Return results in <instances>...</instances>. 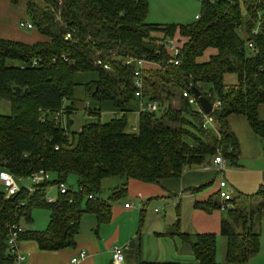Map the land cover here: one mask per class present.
I'll return each mask as SVG.
<instances>
[{"label": "trees", "instance_id": "obj_1", "mask_svg": "<svg viewBox=\"0 0 264 264\" xmlns=\"http://www.w3.org/2000/svg\"><path fill=\"white\" fill-rule=\"evenodd\" d=\"M42 1L43 7L29 0L27 11L45 42L0 40V99L10 107L8 115H0V171L16 177L44 171L52 179L30 198L22 190L6 198L0 186V264H15L6 244L8 226L22 219L28 224L35 208L48 211V224L43 231L25 230L19 242L33 241L47 252L74 247L84 214L100 221L110 216L109 203L98 198L106 178L120 181L108 198L116 202L126 197L130 180L159 184L179 178L186 169L210 166L218 155L236 166L239 148L227 122L231 115L247 119L264 149V121L258 119V108L264 105V0H201L198 19L187 25L147 23L146 0ZM176 32L186 42L181 44L179 65L173 66L161 43ZM208 50L215 54L202 62ZM128 58L157 66L143 71L142 98L157 101L158 108L139 111L136 132L128 130L126 121L127 107L139 101L134 70L124 64ZM98 60L109 69L96 66ZM91 72L97 77L84 85L85 93L99 105L111 104L119 116L102 123L98 110L89 109L91 115L98 112L97 120L79 132L71 130L67 140L54 115L62 112L71 129L75 76ZM186 83L210 103L220 102L212 113L214 129L204 130L200 113L182 98L187 92L198 101ZM64 101L70 106L64 108ZM71 175L77 191L57 194L54 203H47L48 187L67 185ZM223 204L220 235L227 239L225 262L245 264L260 248L264 186ZM195 208L208 214L222 209L218 193ZM166 235L192 252V263L179 264H219L216 235L181 233L178 221Z\"/></svg>", "mask_w": 264, "mask_h": 264}, {"label": "crops", "instance_id": "obj_2", "mask_svg": "<svg viewBox=\"0 0 264 264\" xmlns=\"http://www.w3.org/2000/svg\"><path fill=\"white\" fill-rule=\"evenodd\" d=\"M34 2L41 7L44 5L42 0H34ZM27 4V0L16 2L0 0V40L24 45L46 41L36 30L28 34L16 30L17 19L22 11L24 14V5L26 7ZM154 36L160 37L158 34ZM213 54H215L214 50L206 51L201 61H206ZM156 68V65L146 62L143 71ZM258 119L264 121V105L258 108ZM227 122L238 142L236 166L227 164V169L223 173H219L213 163L204 168L186 169L179 178L162 180L159 184L130 180L124 198L126 201L123 202L120 199L112 205L111 201L105 200L110 205V216L107 220L100 221L90 213L81 217L74 247L57 252H47L39 250L33 241H21L19 250L26 257L25 264H71V259L81 251L86 253V258L77 264H110L114 247L124 249V264L192 263L194 259L189 246L183 244L178 238L166 235L177 221L178 231L181 233L216 235V260L218 259L219 264H227L225 262L227 239L220 235L223 208L226 205L219 200L222 209L208 214L196 209L195 204L205 202L215 196L219 191L220 181L225 182L224 190L231 197L250 196L264 186V149L257 136L252 132L244 116L231 115ZM197 188L200 189L193 191ZM167 200H172V203L166 205L175 209L173 219L166 222L164 218L163 224L151 230L147 225V235H142L141 229L146 225V206L152 202L162 203ZM125 204H131L132 208H124ZM158 212L154 211L155 214H159ZM259 233V252L245 264H264V214L259 222ZM150 239L157 244L160 243L159 239L172 243L174 250L167 244L168 256L165 257L170 261L163 263L158 258L151 262V255L145 256L144 244L146 240L150 243Z\"/></svg>", "mask_w": 264, "mask_h": 264}, {"label": "rangeland", "instance_id": "obj_3", "mask_svg": "<svg viewBox=\"0 0 264 264\" xmlns=\"http://www.w3.org/2000/svg\"><path fill=\"white\" fill-rule=\"evenodd\" d=\"M29 0H27L28 3ZM32 3L37 4L34 0H31ZM148 6V15L146 18V22L149 24H158V25H187L195 21V17L199 16L201 12V0H146ZM18 3V2H17ZM16 3V4H17ZM39 6V5H38ZM18 23L15 26L16 30L23 34L33 33L35 30H26L21 29L19 27V22L24 23H32L31 15L27 11V6L24 5V14L22 11L21 16L17 19ZM176 41L177 44H184L186 39L181 37L178 32L175 33L172 38ZM95 73H85V74H77L75 76V83L77 84L76 88L73 92V108L70 111V120L73 121V125L71 126V130L73 132H79L82 126L86 125L89 122H93L97 120L96 116H98V112L100 113V121L102 123L108 122L114 116H119L117 114L112 105L109 103L98 104L91 100L89 96L85 93L84 85L89 84L96 80ZM179 100H176L173 106H177ZM63 107L70 106L69 101L63 102ZM89 109L98 110V112L93 115L87 113ZM139 111H140V103L138 100H133L129 107H127L126 112V121L128 130L132 132H136L138 130L139 125ZM10 113V107L7 101L0 99V115H8ZM51 179L52 176L50 175ZM120 181L116 178H106L102 180L101 183V192L98 194V198L102 201H108L109 194L113 190H115ZM68 187L75 191L77 189L76 178L74 176H69L67 180ZM51 188V190H50ZM46 196L56 197L57 190L55 185L48 187L46 190ZM120 201H126V199H121ZM112 205L115 202H111ZM118 203V202H117ZM172 200H167L161 202H152L148 206H146L145 210V222L146 225L141 229L142 235L145 236L147 225L149 229H153L160 224H163V219L168 222L170 219H173V215L175 214V209L169 208ZM154 209H158L159 214L154 213ZM49 219V213L45 209L35 208L31 211V221L27 224L25 220L20 221V225L22 228L28 231H41L44 230L47 226ZM152 234V233H150ZM147 235V234H146ZM160 243H155L153 239H150V243L145 241L144 244V254L145 256L151 255V262H154L159 258L160 262L170 261L165 258L168 256L167 252V244L170 245V248L174 250V246L171 242L165 241V239H159ZM179 245V243L177 242ZM25 256V255H24ZM218 262V259H217ZM26 263V257H25Z\"/></svg>", "mask_w": 264, "mask_h": 264}, {"label": "built area", "instance_id": "obj_4", "mask_svg": "<svg viewBox=\"0 0 264 264\" xmlns=\"http://www.w3.org/2000/svg\"><path fill=\"white\" fill-rule=\"evenodd\" d=\"M199 16H196L195 19H198ZM19 27L21 29L26 30H32L34 26L31 23H24L19 22ZM69 35L67 34L65 36V39H68ZM161 45L163 46V49L167 53L169 57V64L173 66L179 65V56H180V49L181 44H177L175 40L172 38H165ZM146 63L143 59H131L128 58L124 61V64L126 66L132 67L133 72V84L135 88V97L139 99L140 101V112H148L152 113L155 112L158 108V102L157 101H143V82H142V76H143V66ZM96 66H100L103 70H108V66L106 64H103L100 60L96 61ZM182 98L186 99L190 105H192L195 108V111L200 113L201 115V121H202V128L204 130L208 129H214V119L212 117V113L214 110L218 109L220 107V102L215 101L214 103H211L212 105V112L211 114H206L201 106L199 105L197 99L193 96H191L187 92L182 93ZM206 98V97H205ZM121 115V114H120ZM55 122L61 127L64 136L67 140L70 139L72 136L71 129L67 126V118L63 116L62 112H57L54 115ZM55 149L57 150L58 147L56 146ZM213 165L216 167L217 171L219 173H223L227 169V163L226 161L221 157V155L216 156L213 159ZM51 180L50 174L44 171H39L36 173H32L27 177H16L10 172L6 170L0 171V186L1 189L4 192V195L6 198L13 197L17 195L19 192L24 191L27 196L33 197L35 192L37 191V187L43 183H46ZM226 184L224 181H220L219 183V191H218V197L219 200H221L223 203L230 200L231 196L228 192L224 190ZM57 194L65 195L68 192H76L77 190L73 191L71 190L66 184H58L55 185ZM51 190V188H50ZM88 200L94 201V197L87 196ZM45 200L47 203H54L56 201V197H49L46 196ZM124 208L129 209L132 208L131 204H125ZM155 212L158 211V209H154ZM25 232V229L21 227L20 223L12 224L8 226V235L6 239V244L8 247L9 252L14 256L15 264H25V256L23 253L19 250V236ZM86 258V253L81 251L78 253L77 256L73 257L71 259V264H77L79 261ZM110 264H124V249L122 247H114L112 250L111 255V263Z\"/></svg>", "mask_w": 264, "mask_h": 264}, {"label": "water", "instance_id": "obj_5", "mask_svg": "<svg viewBox=\"0 0 264 264\" xmlns=\"http://www.w3.org/2000/svg\"><path fill=\"white\" fill-rule=\"evenodd\" d=\"M186 87L190 88L191 91L193 92V94L198 98V102L199 105L201 106L202 110L206 113V114H211L212 112V105L210 103V101H208L205 97L201 96L200 92L194 88L191 87L189 83H186ZM14 90L16 92H19V88L15 87ZM73 125V121H70V126Z\"/></svg>", "mask_w": 264, "mask_h": 264}]
</instances>
